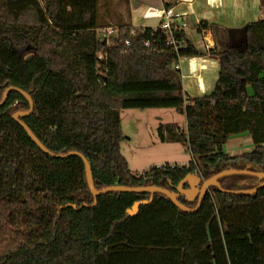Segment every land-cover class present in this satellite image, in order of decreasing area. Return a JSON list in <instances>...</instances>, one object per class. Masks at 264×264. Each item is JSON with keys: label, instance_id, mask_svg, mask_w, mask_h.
<instances>
[{"label": "trees", "instance_id": "1", "mask_svg": "<svg viewBox=\"0 0 264 264\" xmlns=\"http://www.w3.org/2000/svg\"><path fill=\"white\" fill-rule=\"evenodd\" d=\"M258 1L262 17L244 25L241 48L212 52L213 91L190 98L171 69L178 57L199 55L184 34H174V52L158 26L119 24L107 46L98 39L99 0H0V100L9 87L29 95L33 109L21 121L50 153L83 156L97 190H174L188 174L205 180L228 169L264 171V0ZM179 3L162 0V7ZM153 108L184 116V132L170 123L157 136L183 144L190 161L133 175L120 152L119 114ZM28 110L14 90L0 106V264H264V179L223 177L190 214L160 194L134 216L127 210L148 194L107 193L93 206L82 160L42 152L11 118ZM243 133L254 149L225 154L226 140ZM68 204L76 209L63 208Z\"/></svg>", "mask_w": 264, "mask_h": 264}, {"label": "rangeland", "instance_id": "2", "mask_svg": "<svg viewBox=\"0 0 264 264\" xmlns=\"http://www.w3.org/2000/svg\"><path fill=\"white\" fill-rule=\"evenodd\" d=\"M125 0H99L98 16L97 22L99 28L107 26L103 18L108 14V12L115 13L116 9L123 5ZM236 3V2H235ZM241 3V4H240ZM225 9H213L209 10L210 19L209 22H215L216 20L221 24L231 25L232 28L229 30L227 37L230 36L235 42V47L240 49L241 44L244 40V25L250 22H255L258 20V10L259 1L258 0H239L234 5V0L225 3ZM177 7V6H176ZM195 13L200 12V6L195 4L192 8ZM189 8L179 6L175 8L174 14L178 16L179 14L186 13L189 14ZM141 12V11H140ZM130 25L132 27L139 26H149L152 25L153 21H157V17L154 16L153 11L148 12V16H143L139 12L132 13L130 11ZM145 17V18H143ZM144 19V21L142 20ZM115 19L111 21L108 26L113 28V32L106 38V45L111 46L116 38L117 27L115 26ZM143 21V22H141ZM188 27L186 32H195V27L192 22L187 21ZM229 27V26H228ZM212 30V28L210 27ZM213 31V30H212ZM214 35V31L212 32ZM221 31H217L216 35L220 37ZM212 35V36H213ZM98 39L103 40V37L98 31ZM196 41V40H195ZM185 72L182 71V75ZM215 73V71H214ZM173 75L180 81V74L173 71ZM214 77V78H213ZM216 75H210L209 78H196L191 77L189 81L182 82L185 83L187 89H194L195 92H188L191 97H201L203 94H199L198 91H204L206 89V94L209 95L214 88ZM186 81V82H185ZM123 141L120 144V152L123 157L127 160L129 170L131 174L138 175L153 166L158 164L164 165H176L184 166L190 161V156L186 151V147L177 142L160 141L157 136V128L160 125H166L170 123H175L179 131H185V118L183 115L178 114L172 108H158V109H145V110H135L128 109L122 110L119 114ZM246 137H239L238 150H231L229 146L233 142L234 136H231L229 140L226 141L224 146V153L230 155H240L242 153H247L252 151L249 147L252 145L250 137L245 134ZM249 145V146H247ZM236 146V145H234ZM231 147H233L231 145ZM241 147V148H239Z\"/></svg>", "mask_w": 264, "mask_h": 264}, {"label": "crops", "instance_id": "3", "mask_svg": "<svg viewBox=\"0 0 264 264\" xmlns=\"http://www.w3.org/2000/svg\"><path fill=\"white\" fill-rule=\"evenodd\" d=\"M230 1H233V0H225V3H228ZM235 2L236 3L238 2V5H239V0H234V5H237ZM195 4L200 6V9H201L200 12L201 13H195L192 11L191 8ZM182 5L186 8H189V10H190L189 14L182 13V14H179L178 16L182 17L183 20L184 19L187 21L189 20L190 22H192L194 24V27H195V32H192V31L186 32L184 34V37L186 38V40H188L189 43L192 44V46H194V48L199 53V55L195 56V57L181 58L180 68H179L178 73L180 74V77L183 81H184V79H186V81H189L190 78L193 76H195L198 79V78H209L210 75H216V78H217L218 60L212 54V52H214V53L220 52L221 50H223L226 47L236 48L234 45L235 44L234 40L232 38H230V36H228V37L226 36L228 34L229 30L232 28L231 25H228L229 27L226 24L221 25L217 20L215 22H209V19L211 18L209 15V10H213V9L223 10V9H225L224 8L225 7L224 0H180V3L176 6L179 7ZM176 6L170 9L173 14H174L175 8H177ZM130 11L132 13L138 11L139 14L141 13L143 16H148V12L153 11L154 16L157 17L158 19L156 22L153 21L152 25L139 26V27L135 28V27H132L130 25V22H129L130 21L129 20L130 14H131ZM161 11H163L162 0H125L123 5H120V7L118 9H116L115 13L108 12V14H106V16L103 18V20L106 22L107 26H104V27H109L108 24L111 21H114V19H115L116 20L115 21L116 27H118L119 24H127V25H129V27L131 29L155 28V27L159 26V24L161 22V19H162ZM258 11H259L258 12L259 13L258 19H260L262 17V15H261L260 9ZM143 18H145V17H143ZM143 18H142V20L144 21ZM143 21H141V22H143ZM199 25H200V29L198 31L197 27ZM210 27L214 31V35L212 34L213 31L210 29ZM217 31H221L220 37H218L216 35ZM203 37H205L209 41V43H211L213 46L209 52H206L203 48V41H202ZM182 71L185 72L183 75H182ZM214 71H215V73H214ZM216 78H215V81H216ZM182 80H181V86H182L183 92L188 97L194 98V97H191V95H189V93H188V92H192V93L195 92V91H193L194 89H192V90L187 89V87H185V83L183 85ZM198 93L205 95L206 89L204 91H198ZM245 134L246 133L235 135L233 137V139H231L233 141L231 143V145L233 147H231V145H230L229 148L231 150H233V149L238 150V145L241 144L238 139H239V137H246ZM229 139H230V137L227 140H229ZM250 141H251V138H250ZM251 143H252V141H251ZM234 145H236V146H234ZM224 146H225V144L222 147L223 152H224ZM247 146H249V145H247ZM249 147L251 148V150H253L254 149L253 143ZM239 148H241V147H239ZM225 154L232 156L228 153H225ZM233 156H236V155H233ZM157 166H161V164H158Z\"/></svg>", "mask_w": 264, "mask_h": 264}, {"label": "water", "instance_id": "4", "mask_svg": "<svg viewBox=\"0 0 264 264\" xmlns=\"http://www.w3.org/2000/svg\"><path fill=\"white\" fill-rule=\"evenodd\" d=\"M11 90H14L20 93L29 104V110L27 112H16L11 116V118L21 126V128L25 131L27 136L32 140V142L42 152L48 154L51 157H55V158L65 159V158H68L69 156H78L82 160L84 164L86 184H87L90 194L93 197V203H92L93 206L96 204L95 198L97 196H102L107 193L118 192V193L148 194L149 197L147 200H141V201L135 202L131 206V208L127 210L128 216H134L137 213L139 206L147 205L148 203L152 201L154 194H160V195L167 197L179 210L190 214V213L195 212L200 207L205 197V194L207 193L210 187H219L218 180L223 177H228L232 175H246V176L254 177L256 179H264V171L253 172L249 170L228 169V170L220 171L219 173L205 180H203L200 176H197L196 174H188L177 184L176 187H174V190H168L165 188H158V187H153V186H145V187L110 186V187L97 190L93 186L90 166L88 162L85 160V158H83V156H81L79 153H76V152H68L62 155H55V154L50 153L39 143V141L34 137L31 131L27 128V126L21 121V118L28 116L32 112V109H33V103L29 95H27L25 92L19 89H14V88L9 87L3 92L2 98L0 100V106L5 102L6 95ZM262 184H264V182ZM184 185H186L187 188H183ZM254 190L255 188L252 190L237 191L236 193L251 194ZM179 197H184L188 202H192L196 200V204L193 208H188L184 206L183 204L179 203L178 201ZM68 207L76 209L75 205H70V204L65 205L63 208H68Z\"/></svg>", "mask_w": 264, "mask_h": 264}, {"label": "built area", "instance_id": "5", "mask_svg": "<svg viewBox=\"0 0 264 264\" xmlns=\"http://www.w3.org/2000/svg\"><path fill=\"white\" fill-rule=\"evenodd\" d=\"M161 22L158 26V28L162 31L165 39H166V45L170 46L174 52H176V40L174 38L175 33H186V29L188 27L187 20H183L182 17L174 15L171 10H163L161 11ZM155 29V28H153ZM113 32V28L111 27H103L99 30V33L103 37V41H106V38L108 35H110ZM133 33H131L132 35ZM203 48L206 52H209L212 49V44L209 43V41L203 37ZM143 45L145 47L148 46V42H144ZM125 46H128V41H125ZM98 60H101L102 57L99 55ZM180 60L181 58H177L176 61L171 65V69L175 72H179L180 68Z\"/></svg>", "mask_w": 264, "mask_h": 264}, {"label": "flooded vegetation", "instance_id": "6", "mask_svg": "<svg viewBox=\"0 0 264 264\" xmlns=\"http://www.w3.org/2000/svg\"><path fill=\"white\" fill-rule=\"evenodd\" d=\"M183 188H187V186L186 187H183Z\"/></svg>", "mask_w": 264, "mask_h": 264}]
</instances>
